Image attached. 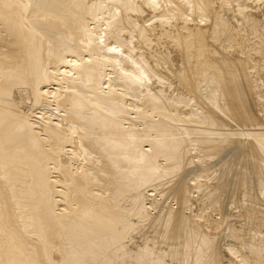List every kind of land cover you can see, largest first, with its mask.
Instances as JSON below:
<instances>
[{
  "label": "bare ground",
  "instance_id": "bare-ground-1",
  "mask_svg": "<svg viewBox=\"0 0 264 264\" xmlns=\"http://www.w3.org/2000/svg\"><path fill=\"white\" fill-rule=\"evenodd\" d=\"M0 264H264V0H0Z\"/></svg>",
  "mask_w": 264,
  "mask_h": 264
},
{
  "label": "rangeland",
  "instance_id": "rangeland-1",
  "mask_svg": "<svg viewBox=\"0 0 264 264\" xmlns=\"http://www.w3.org/2000/svg\"><path fill=\"white\" fill-rule=\"evenodd\" d=\"M55 119H57V118H55Z\"/></svg>",
  "mask_w": 264,
  "mask_h": 264
}]
</instances>
